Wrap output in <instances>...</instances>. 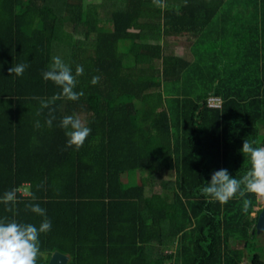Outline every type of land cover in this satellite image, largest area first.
Masks as SVG:
<instances>
[{"label": "trees", "instance_id": "1", "mask_svg": "<svg viewBox=\"0 0 264 264\" xmlns=\"http://www.w3.org/2000/svg\"><path fill=\"white\" fill-rule=\"evenodd\" d=\"M164 3L102 0L91 15L83 0H0V197L23 182L35 197L16 191L0 220L38 227L44 217L25 205L45 210L37 264L53 250L65 264H264L256 195L246 192L245 212L239 194L224 204L201 194L217 170H250L245 139L264 146V0ZM169 36L186 38L192 61L169 51ZM56 56L73 74L83 66V95L41 109L62 91L42 76ZM80 114L90 135L67 147L60 122ZM132 170L139 181L123 179Z\"/></svg>", "mask_w": 264, "mask_h": 264}, {"label": "clouds", "instance_id": "2", "mask_svg": "<svg viewBox=\"0 0 264 264\" xmlns=\"http://www.w3.org/2000/svg\"><path fill=\"white\" fill-rule=\"evenodd\" d=\"M153 3L158 7H165L164 0H153ZM26 67L27 64H17L15 67H10L8 72L20 76ZM83 71V66L78 65L75 68V74H73L72 69L59 56L53 57L50 68L44 71L42 76L44 80L52 81L59 86L62 91L48 100L41 99V109L50 108L51 104L62 97L72 101L78 100L83 92H76L74 89L77 83L76 78L82 75ZM99 79L98 76H94L91 83L95 85ZM33 99L38 98L33 97ZM37 115H40V111H37ZM53 119L55 117L50 109L45 124L51 127ZM35 126L40 127V122L36 121ZM60 127L65 129L67 147H75L76 149L83 146L91 132V129L86 127L80 118L73 115L63 117ZM240 151L250 158L252 164L250 170L241 179L231 177L226 169L217 170L211 175L210 183H206L201 189V194L221 204L227 203L239 194L243 198V210L247 212L252 206V201L244 198L246 192L253 193L258 198H264V146H256L255 142L250 143L245 139ZM41 186L38 185V187ZM25 195L35 199L30 191L26 192ZM16 202V190L7 191L3 197H0V203L5 205H14ZM25 208L44 217V219L38 227L31 223H18L15 220L7 222L0 220V264H37V260L41 256L39 237L41 233L50 231L51 221L47 219L45 210L38 204H26ZM12 210V208L7 209L10 212Z\"/></svg>", "mask_w": 264, "mask_h": 264}, {"label": "rangeland", "instance_id": "3", "mask_svg": "<svg viewBox=\"0 0 264 264\" xmlns=\"http://www.w3.org/2000/svg\"><path fill=\"white\" fill-rule=\"evenodd\" d=\"M102 0H83V7H82V11H89L91 13V15L95 13V11H102L99 3H101ZM170 39H174L176 40L175 43H173L172 49L175 53H177L178 55L181 56H185L187 55V49L184 45V43H182L184 41L185 38H179V37H171ZM183 39V40H182ZM182 40V41H181ZM186 53V54H185ZM194 91H192L193 93ZM129 173L133 172V174L127 176V180H131V181H139V179L141 178L140 175L138 176L136 173H140L139 170H132V171H128ZM173 176L172 174L168 173H163L160 176V179L162 180H168V179H172ZM159 188H155V189H147L145 191V196H146V201L149 203H156L158 201V199L160 198V193L161 191L158 190ZM261 199V198H260ZM263 248V252L260 254L261 259L264 262V246ZM174 247H170V248H164L162 249L163 252H170L173 251ZM166 261H171V259H166Z\"/></svg>", "mask_w": 264, "mask_h": 264}, {"label": "water", "instance_id": "4", "mask_svg": "<svg viewBox=\"0 0 264 264\" xmlns=\"http://www.w3.org/2000/svg\"><path fill=\"white\" fill-rule=\"evenodd\" d=\"M260 202V209L256 215L254 229L256 233H264V198H257ZM67 255L60 251L53 250L47 260V264H65Z\"/></svg>", "mask_w": 264, "mask_h": 264}, {"label": "crops", "instance_id": "5", "mask_svg": "<svg viewBox=\"0 0 264 264\" xmlns=\"http://www.w3.org/2000/svg\"><path fill=\"white\" fill-rule=\"evenodd\" d=\"M171 37H179V38H184V36H169L168 37V49H169V51L173 54V55H175V56H179V57H182V58H185V59H187V60H189V61H192V56H191V53H190V51L188 50V47L186 46V44H185V40H186V38L184 39V41L182 42V43H184V45H185V47H186V49H187V55H185L184 57L183 56H181V55H178L177 53H175L174 51H173V49H172V46H173V43H175L176 42V40H174V39H170ZM190 38V37H189ZM183 40V39H182ZM181 40V41H182ZM173 42V43H172ZM186 54V53H185ZM209 94H211V93H209ZM208 94V95H209ZM207 96V95H206ZM78 118H80L81 119V121L83 122V115L82 114H80V115H78L77 116ZM140 173H143L142 171L140 172ZM131 174H133V172H131V173H129V172H125L124 174H123V179L124 180H126V181H128L126 178H127V176L128 175H130V177H131ZM138 176H139V174L138 173H136ZM128 182H136V181H131V180H129ZM16 191L17 192H19L21 195H25V193L26 192H28V182H23L17 189H16ZM256 198H258L257 196H256ZM258 201V200H257ZM58 251V250H57ZM52 252V251H51ZM65 254V253H64ZM67 255V254H66ZM67 257H68V255H67ZM67 260H68V258H67Z\"/></svg>", "mask_w": 264, "mask_h": 264}, {"label": "built area", "instance_id": "6", "mask_svg": "<svg viewBox=\"0 0 264 264\" xmlns=\"http://www.w3.org/2000/svg\"><path fill=\"white\" fill-rule=\"evenodd\" d=\"M206 105L208 107L219 108L221 106V98L214 94H209L206 97Z\"/></svg>", "mask_w": 264, "mask_h": 264}]
</instances>
